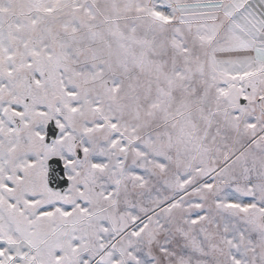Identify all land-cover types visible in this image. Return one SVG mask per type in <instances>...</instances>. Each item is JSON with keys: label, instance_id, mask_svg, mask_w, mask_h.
<instances>
[{"label": "snow or ice", "instance_id": "1", "mask_svg": "<svg viewBox=\"0 0 264 264\" xmlns=\"http://www.w3.org/2000/svg\"><path fill=\"white\" fill-rule=\"evenodd\" d=\"M0 264H264V0H0Z\"/></svg>", "mask_w": 264, "mask_h": 264}]
</instances>
